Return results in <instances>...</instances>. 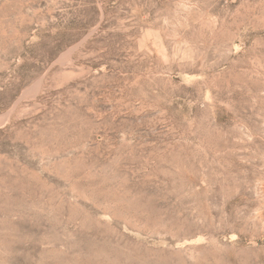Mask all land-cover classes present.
I'll list each match as a JSON object with an SVG mask.
<instances>
[{
	"label": "rangeland",
	"instance_id": "374dc122",
	"mask_svg": "<svg viewBox=\"0 0 264 264\" xmlns=\"http://www.w3.org/2000/svg\"><path fill=\"white\" fill-rule=\"evenodd\" d=\"M0 264H264V0H0Z\"/></svg>",
	"mask_w": 264,
	"mask_h": 264
}]
</instances>
